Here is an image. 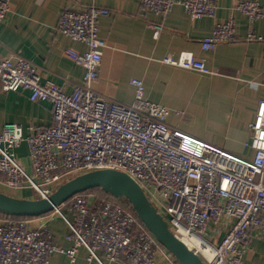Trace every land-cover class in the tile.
I'll list each match as a JSON object with an SVG mask.
<instances>
[{"label":"built area","instance_id":"2783aa9c","mask_svg":"<svg viewBox=\"0 0 264 264\" xmlns=\"http://www.w3.org/2000/svg\"><path fill=\"white\" fill-rule=\"evenodd\" d=\"M141 6V16L149 11L161 18L151 25L155 38L176 6L192 20L213 17L217 10L215 0H141ZM232 10L249 23L264 19L259 0H237ZM9 12L7 0H0V23ZM110 13L94 5H66L59 14L56 31L85 45L82 51H66L83 68L71 92L42 80L38 68L21 55L0 59L2 91L27 90L30 101L49 102L52 115L51 125L27 136L19 124L4 125L0 179L11 189L29 187L36 198H46L70 173L122 171L138 183L173 234L182 242H197L191 247L183 243L205 264H243L253 235L264 237V100L258 101L251 123L252 155L242 157L171 126V110L146 98L138 79L130 81L135 90L130 104L102 96L94 87L106 47L99 19ZM236 31L233 18L217 22L201 39L202 50L237 41ZM246 40L262 37L250 30ZM189 68L208 72L199 60ZM23 144L32 174L16 155ZM53 213L69 229V248L44 226L0 214V264H49L53 253L66 255L73 264L80 249L99 264H180L121 199L94 191L75 194Z\"/></svg>","mask_w":264,"mask_h":264},{"label":"crops","instance_id":"0c3cea01","mask_svg":"<svg viewBox=\"0 0 264 264\" xmlns=\"http://www.w3.org/2000/svg\"><path fill=\"white\" fill-rule=\"evenodd\" d=\"M215 1V15L199 20H192L176 6L155 38L151 25L161 22V18L149 11L141 16V0H7L10 12L0 23V59L21 55L38 68L42 80L71 92L81 81L83 68L66 51H82L85 45L56 31L59 14L66 5L106 8L111 13L99 19V35L106 47L94 85L96 91L130 104L135 94L130 81L138 79L146 98L171 110V126L231 154L250 157L251 123L258 101L264 100V19L249 23L245 15L232 10L237 0ZM259 1L264 4V0ZM229 18L237 24V41L202 50L201 39L217 22ZM250 30L262 40L247 41ZM197 60L204 63L207 73L189 68ZM8 123L19 124L25 136L35 133L38 127L52 124L51 105L30 101L29 91L21 88L3 92L0 82V133ZM16 155L30 166L25 144ZM0 188L8 195L17 192L18 198L35 196L29 187L5 186L2 178ZM35 222L48 228L60 246H71L67 241L69 229L59 215L51 213ZM49 264L70 261L64 254L53 253ZM73 264L99 263L88 261L86 250L80 249ZM243 264H264V237L253 235Z\"/></svg>","mask_w":264,"mask_h":264},{"label":"water","instance_id":"95a60500","mask_svg":"<svg viewBox=\"0 0 264 264\" xmlns=\"http://www.w3.org/2000/svg\"><path fill=\"white\" fill-rule=\"evenodd\" d=\"M126 201L145 228L180 264H205L169 228L143 190L126 173L116 169H98L81 173L62 182L46 198H18L0 191V212L10 216L35 217L53 211L75 194L90 189Z\"/></svg>","mask_w":264,"mask_h":264},{"label":"trees","instance_id":"16d2710c","mask_svg":"<svg viewBox=\"0 0 264 264\" xmlns=\"http://www.w3.org/2000/svg\"><path fill=\"white\" fill-rule=\"evenodd\" d=\"M91 191H94V192H100V193L106 194V193H104L101 189H98V188L90 189V190H86V191L81 192V193H85V194H87L88 192H91ZM78 194H80V193H78ZM107 195H108V194H107ZM69 199H70V198H69ZM69 199H68V200H69ZM68 200H67V201H68ZM121 202L123 203V205H129L126 201H124V200H122V199H121ZM51 213H53V211H50V212H48V213H46V214H43V215H40V216H35V217H21V216H10V215H7V214H4V213H1V212H0V214L10 216V217H12V218H14V219H16V220L27 219V220L30 222V226H31V227H40V226H43L40 222H38V223H36V222L33 223V220H37L38 218H41V217L46 216V215H49V214H51ZM64 223H65V222H64Z\"/></svg>","mask_w":264,"mask_h":264},{"label":"rangeland","instance_id":"374dc122","mask_svg":"<svg viewBox=\"0 0 264 264\" xmlns=\"http://www.w3.org/2000/svg\"><path fill=\"white\" fill-rule=\"evenodd\" d=\"M29 160H30V159H29ZM21 164L23 165V167L25 168V170H26L27 173L32 174V165H31V161H30V166H29V167H27V165H25L22 161H21ZM76 174H80V173L73 172V173H70V174L66 175V177H65V181L71 179V178H72L73 176H75ZM35 180H36L37 182L39 181L38 179H35ZM0 190H2V189L0 188ZM15 191H16V190H15ZM10 194H11L12 196L16 197L17 192H11ZM30 197H31V196H30ZM33 198H36V195H35ZM33 198L31 197L30 199H33ZM157 207H158V209L160 210L159 206H157Z\"/></svg>","mask_w":264,"mask_h":264},{"label":"bare ground","instance_id":"6f19581e","mask_svg":"<svg viewBox=\"0 0 264 264\" xmlns=\"http://www.w3.org/2000/svg\"><path fill=\"white\" fill-rule=\"evenodd\" d=\"M183 242L189 247L193 246L194 244H197L195 240L189 241V239H183Z\"/></svg>","mask_w":264,"mask_h":264}]
</instances>
